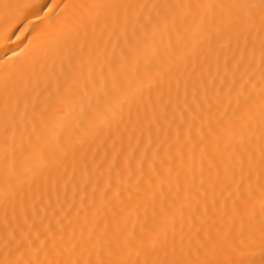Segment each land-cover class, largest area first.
I'll list each match as a JSON object with an SVG mask.
<instances>
[{"label":"bare ground","instance_id":"1","mask_svg":"<svg viewBox=\"0 0 264 264\" xmlns=\"http://www.w3.org/2000/svg\"><path fill=\"white\" fill-rule=\"evenodd\" d=\"M27 2L0 0V264H264L260 0H54L35 31Z\"/></svg>","mask_w":264,"mask_h":264},{"label":"snow or ice","instance_id":"2","mask_svg":"<svg viewBox=\"0 0 264 264\" xmlns=\"http://www.w3.org/2000/svg\"><path fill=\"white\" fill-rule=\"evenodd\" d=\"M166 6V5H165ZM5 8L13 7V5L5 4ZM20 9L21 16L15 18L16 23H28L29 27H32L33 31L36 30L40 24L44 23L45 18L51 20L55 18V12L60 7L59 3L54 2V0H29V2L22 5H16ZM259 7L261 10V21L262 26H264V0H260ZM163 17H154L145 23V29L150 30L154 25L161 22ZM29 29L25 28L24 32H28ZM23 35V33H21ZM261 55L264 57V39L260 42ZM14 51V50H13ZM7 56L8 53H5ZM262 75H261V85L264 86V63L261 65ZM107 103L105 96L102 95L96 105L97 108H102ZM262 190H264V185H261ZM261 214L264 215V201L261 202ZM239 264H246V262L241 261Z\"/></svg>","mask_w":264,"mask_h":264}]
</instances>
